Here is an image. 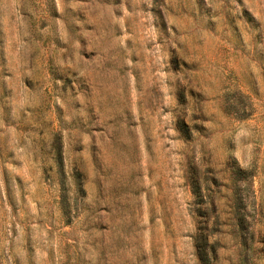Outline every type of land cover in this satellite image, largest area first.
<instances>
[{
  "label": "rangeland",
  "instance_id": "obj_1",
  "mask_svg": "<svg viewBox=\"0 0 264 264\" xmlns=\"http://www.w3.org/2000/svg\"><path fill=\"white\" fill-rule=\"evenodd\" d=\"M0 264H264V0H0Z\"/></svg>",
  "mask_w": 264,
  "mask_h": 264
},
{
  "label": "trees",
  "instance_id": "obj_2",
  "mask_svg": "<svg viewBox=\"0 0 264 264\" xmlns=\"http://www.w3.org/2000/svg\"><path fill=\"white\" fill-rule=\"evenodd\" d=\"M230 168H232L236 173L238 174H242V170L239 167H235L234 164L229 166ZM250 182H249V190H251L252 186H253V178H254V174H250ZM217 186V191L219 194H221L222 189H229V185L228 184H218L216 183ZM193 187H195V189L193 190L196 193V190L201 189L200 184L197 183V181H195L193 183ZM207 199L209 200V204H210V208H213L212 211L215 212L218 216H220L221 212L218 211V206L216 204V202L214 201V196L213 193H209L207 195ZM236 210L233 209V211ZM234 216V215H233ZM235 217H237V220L234 221L233 223L230 224H220L218 227V232H222V229L224 227L229 228L232 233L235 235V238L239 240V245L241 247V249L243 250L244 253H247L249 251H251L253 249L252 246V241L254 239V232L250 229V226L247 222V220H243V218H239V216L237 215L236 211H235ZM202 236H204L201 240L197 237H195V253L196 256L199 260L204 259L205 257H207V250L208 248H211L212 250V254H214V245L210 246V237L206 236V234L204 233V231L201 234ZM250 236V238L248 237Z\"/></svg>",
  "mask_w": 264,
  "mask_h": 264
}]
</instances>
